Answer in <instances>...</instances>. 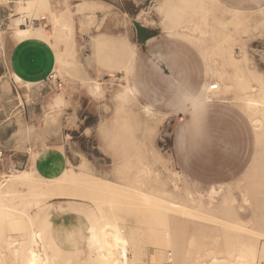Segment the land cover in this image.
I'll return each instance as SVG.
<instances>
[{
    "label": "rangeland",
    "instance_id": "rangeland-1",
    "mask_svg": "<svg viewBox=\"0 0 264 264\" xmlns=\"http://www.w3.org/2000/svg\"><path fill=\"white\" fill-rule=\"evenodd\" d=\"M49 1L56 15H70L69 34L47 9L13 8L9 17L0 7L5 33L23 22L22 11L29 19L45 16L54 52L51 80L15 84L16 105L35 106L28 123L39 128L52 100L62 103L59 135L39 141L27 165L16 149H2L0 186L10 183L14 171L6 174L8 168L31 163L41 178L57 160L90 174L57 180L53 191L65 198L48 195L38 207L20 198L33 216L51 215L59 247L51 264H104L105 251L88 246L86 228L105 219L128 237L126 264H238L233 254L245 243L254 244L251 264H264V115H254L244 101L248 85L264 97V0ZM148 34L155 42L150 48L143 41ZM229 50L235 58L245 55L242 69L227 60ZM145 74L156 85L151 101L137 95ZM218 80V89H202ZM127 84L133 91L118 97ZM204 93L212 102L196 106L192 96ZM20 108L13 113L20 116ZM212 186L219 190L214 198L208 196ZM25 224L10 233L20 238Z\"/></svg>",
    "mask_w": 264,
    "mask_h": 264
},
{
    "label": "bare ground",
    "instance_id": "bare-ground-1",
    "mask_svg": "<svg viewBox=\"0 0 264 264\" xmlns=\"http://www.w3.org/2000/svg\"><path fill=\"white\" fill-rule=\"evenodd\" d=\"M11 4L13 5L11 6ZM0 7L10 10V13L8 14L9 17H12L16 14L15 12H14L15 14L11 13L13 8L19 9L20 7H23L28 10L34 9L37 12H40L43 9H47L48 12L50 13V16L53 17L52 19H54V22L59 25L58 27L62 26L63 28H67V31H65L67 34H69L68 32H71L72 29L70 26L71 25L70 15L67 13H63V14L60 13L56 15L54 13V10L52 9V3L49 0H26L25 4L23 3V0H13V1L0 0ZM22 15H27V12L22 11ZM42 18H46V17L41 15L40 19ZM18 19L21 20V17H19ZM41 23L42 25L33 24L28 26L26 30L22 31L21 36L30 37V38H41V39H45L48 43H50L48 30L43 25L44 22H40V24ZM2 30H3L2 21L0 19V51H1V43H2L1 42ZM101 42L99 39H95L94 45L99 46V43ZM227 58H228L227 60L230 63L234 64L236 68L242 69L241 61L243 59L245 60V55H242L241 58H235L232 55L231 50H229ZM213 83L217 85V89H218V87L220 86V81L218 80L217 82H213ZM213 83H208L206 87L204 85L203 89L206 91H211L209 89V86ZM123 86L124 88L121 91H119L117 94L118 97H122V95H124L125 92L127 91H133V87L131 85L127 84ZM2 87L5 93L10 91L9 84L5 80L2 82ZM25 87H27L26 84ZM93 88H94L93 90H97L99 87L98 85L95 84ZM247 88L249 89L247 93L245 92L246 94L244 97L246 106L253 111L254 115H256L255 112H261L264 115V97L261 95L262 93L261 94L257 93L258 95L254 94L257 91L254 85H248ZM210 97L211 96L207 94L202 96L200 94L195 98L194 103H198L200 101H205V100H212ZM14 109L11 111L10 115L8 116V119H14V121L18 125L17 134L18 137L19 136L20 137L17 138L18 145L17 142H15L16 144L13 145L15 149L17 147L18 149L22 150L24 148L23 147L24 143L28 140L33 141L34 146L38 147L37 143L39 141L43 142L45 140L44 137L46 133L57 134L61 130L62 113L59 109L57 112H55V109H52V111H47L43 113L41 128L39 129H36L34 125L27 126L22 120L21 113L19 114L20 116H17L16 112L13 113ZM143 111H145L148 115V113L151 111L150 105L146 104L144 106ZM252 121H254V126L257 127L260 124L261 119L255 116V118H253ZM86 163L88 164V162ZM84 164L85 163H83V165ZM76 167H78V169L75 170L72 165L70 167H65L62 164L61 160H57L52 164V172L46 178L36 177L34 174V169L29 167H26L21 170H16L13 172V174L9 173L11 176L9 177L8 175L9 178H7V182L10 183L7 184L6 186H0V248L3 249L0 250V262L2 264H51V259L55 257L54 255L56 253V250L58 251L59 248L57 247V245H55V243L50 237V228H51L50 216L49 214L46 216L45 215L42 216L39 214L33 216L31 212H29L28 209L24 207L25 201L23 202L20 198L26 195L28 196V199L29 197L32 198L33 204L38 207L40 205L39 204L40 198L45 199L48 197V195L55 198L63 197L61 196L62 195L61 192L53 191V188L56 186L55 184L57 180H63L66 178V180L73 181L78 178L84 179L85 177L90 176V174H88L84 170V168L81 167V165L77 164ZM57 175H61L63 178H58ZM17 187H24V188L26 187L29 193L21 194L19 192L20 190L18 191ZM217 189L218 188L214 186L210 187L208 196L210 198H214L219 193V190ZM148 195L143 194L144 199L148 201L152 200L153 199L151 198L152 196L149 197ZM70 199H72V197ZM208 201H210V199ZM211 203L212 202H210V204ZM162 206L167 209L169 205L168 206L162 205ZM183 210L185 212L188 211V209H183ZM189 212L190 210L186 212L188 213L187 215H190L191 212L190 213ZM15 217H18V220L15 219ZM23 221L26 223L25 226L27 225L26 230L20 236V238H17L13 235L14 234L13 232H12L13 234L10 232L11 230H14L16 227L18 228L22 227ZM3 227L5 228L4 232H3ZM122 233L123 230L120 228V226L117 223L112 222L110 220L105 219L103 223L100 225L96 223H91L89 227V243L90 245L93 244L99 245L105 251L102 253L104 264L127 263L129 256L128 255L129 240L128 237L123 235ZM253 246L246 243L243 244L240 247V249L237 252H235V254H233L235 262H237L238 264H251L256 256L255 249ZM169 255H171V253H168V256ZM213 259H214L213 261H217L216 257H213ZM54 264H58V262H55Z\"/></svg>",
    "mask_w": 264,
    "mask_h": 264
},
{
    "label": "crops",
    "instance_id": "crops-1",
    "mask_svg": "<svg viewBox=\"0 0 264 264\" xmlns=\"http://www.w3.org/2000/svg\"><path fill=\"white\" fill-rule=\"evenodd\" d=\"M12 25L13 27L10 26L12 29L11 31L5 33V30H2V34H1L2 43H1V51H0V122H1L0 123V149H4L8 151L15 150L13 145L16 144L15 142H17V138L20 137V136L18 137V134H17V130H18L17 123L14 121V119H8V116L10 115L11 111L14 108H16V106L17 107L21 106L19 111L22 115L23 122L27 126L34 125V124L28 123V120H31L32 116L34 115L35 106L29 105L28 103H25V101H21L22 103L20 105L18 104L16 105L15 98H14V92H15L14 90L16 89V91L18 92V89L15 83L16 84L19 83L20 85L26 84L27 87H29L30 84L39 83L45 80V78L49 75V73H51L53 66H54L53 49L51 48L50 44L45 39L22 37L21 33L22 31L26 30L27 27L23 28L19 26V22L12 24ZM8 29L10 28L8 27ZM146 37H147L146 39L143 38L144 39L143 41H146L145 42L146 45L150 48L151 45L155 43L152 41L153 36H150L148 34ZM155 59H156V56H155ZM172 77L173 75L170 74V78ZM4 80L8 82L9 87L11 88L10 91H8L7 93L3 91V87H2V82ZM193 82H194L193 84L194 87H197L199 83H201V76L199 77V79L195 78ZM204 85L205 83L202 85V89ZM151 86H156V85H154V83L149 79L148 75L145 74V76L141 78L139 84L136 85L137 92H138L137 95L142 101H151L150 99L154 97L153 92H152L153 89ZM197 94L192 96L194 100L197 97ZM38 96H39L38 93L35 95L32 94L31 98H38ZM210 102H212V100H205V101H200L198 103H195V105L197 106L203 103H210ZM61 105H62L61 100L59 98H54L52 100L50 108L44 111V113L47 111H52V109H55V112H57L58 109L61 107ZM35 128L39 129L41 128V125L39 128H37L36 126ZM59 133L57 134H47L46 133L44 137L45 140L43 142H45L46 139L48 140L50 137L58 136ZM17 145H18V142H17ZM39 145H41V143H39ZM39 145L38 147H35L34 142L28 140L24 143V146H23L26 150L23 148L22 149L23 151H22L15 146L17 151H14V152L19 155L21 154V156H23L22 161L23 162L26 161V165H27L30 162V160H32L28 156V153H30L32 149L33 150L35 149L36 150L34 151L35 152L34 155H35L37 152H39V148H41L39 147ZM33 161L36 162L37 160L33 159ZM26 167L33 168V163H31V165H28ZM60 198H65V197H59V199ZM66 198H71V197H66ZM50 219H51V215H50ZM90 225L91 224H89L86 228V233H87L86 242L89 247H91L89 243ZM53 231H56V228L54 227L52 219H51L50 237L55 243V245H57L53 236H51ZM94 260L97 264H101V262L98 261L97 259H94Z\"/></svg>",
    "mask_w": 264,
    "mask_h": 264
},
{
    "label": "built area",
    "instance_id": "built-area-1",
    "mask_svg": "<svg viewBox=\"0 0 264 264\" xmlns=\"http://www.w3.org/2000/svg\"><path fill=\"white\" fill-rule=\"evenodd\" d=\"M10 1H13V0H10ZM14 16H15V15H14ZM20 17H21V16H20ZM21 20H23V22H21V23L19 24V26L22 25V26L28 27V26H30V25L40 23L41 21L45 20V18H42V19H29V18H27L25 15H23ZM51 78H52V75H51V73H49V75H48L45 79H50V80H51ZM55 80H56V78H53V82H54L55 87H56V88L61 87V83H60V82L58 83V82H56ZM15 84H16V83H15ZM209 89H210L211 91H212V90H216V89H217V85H216L215 83H213V84H211V85L209 86ZM2 155H3V150L0 149V158L2 157ZM20 167H22V165H18L17 167L14 166V167H12V168H8L6 174H7V173H11V172H13V171H16V170H17L18 168H20Z\"/></svg>",
    "mask_w": 264,
    "mask_h": 264
}]
</instances>
